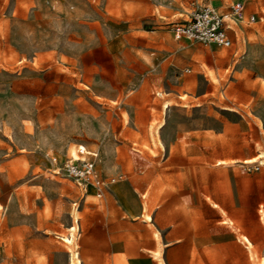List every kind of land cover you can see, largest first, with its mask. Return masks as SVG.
<instances>
[{"label":"rangeland","instance_id":"374dc122","mask_svg":"<svg viewBox=\"0 0 264 264\" xmlns=\"http://www.w3.org/2000/svg\"><path fill=\"white\" fill-rule=\"evenodd\" d=\"M193 1L0 0V264H168L186 222L225 264H264V0L228 48L174 38ZM79 144L102 196L49 171Z\"/></svg>","mask_w":264,"mask_h":264},{"label":"built area","instance_id":"2783aa9c","mask_svg":"<svg viewBox=\"0 0 264 264\" xmlns=\"http://www.w3.org/2000/svg\"><path fill=\"white\" fill-rule=\"evenodd\" d=\"M256 15L245 14V4L242 1L233 3L226 12L220 11L210 2L198 4L187 12L184 21L176 23L171 31L176 40L196 41L204 44L214 43L223 47H231L233 38L230 30L235 22L253 23ZM52 167L49 171L73 179L83 190L89 185L96 188V195L102 196L114 178L105 180L97 168V153L79 144L76 156L71 155L64 161H59L56 155H51ZM262 164L248 163L242 167V173L254 174L261 170Z\"/></svg>","mask_w":264,"mask_h":264},{"label":"crops","instance_id":"0c3cea01","mask_svg":"<svg viewBox=\"0 0 264 264\" xmlns=\"http://www.w3.org/2000/svg\"><path fill=\"white\" fill-rule=\"evenodd\" d=\"M237 1H242V0H235L233 3ZM243 2V1H242ZM194 5L200 4L198 0L193 1ZM213 4L212 2H210ZM232 3V4H233ZM244 3V2H243ZM230 4V6L232 5ZM245 4V3H244ZM216 6L220 11L226 12L229 7L227 8H220L219 6L213 4ZM194 7V6H193ZM246 7V6H245ZM192 9V8H191ZM255 13H250L249 15H252ZM256 15V14H255ZM231 37L233 38L231 32H230ZM234 40V39H233ZM258 173V172H257ZM254 175V174H249V173H242L241 176L245 175ZM221 222V221H220ZM190 229V225L188 222L183 223V224H177L173 225L170 233L174 234V240L172 241H166L164 242L165 245L168 247V255L166 256V260H164L168 264H225L227 262V256L226 254L217 246H215L213 249L210 248V243L205 242L203 240L201 241H196L193 238L190 237L192 235V230ZM247 239V237H245ZM242 244L248 248V244H246L244 241H241ZM199 243V244H198ZM196 245H201V249L197 250L195 252L194 247ZM114 246V245H113ZM120 249H117L118 252V258H125L129 260L130 255L128 254L127 250L123 249L122 247H118ZM133 248L136 249L135 252H138V259L144 261L146 259V247H142L140 244L134 245ZM101 250V249H100ZM151 250V249H150ZM108 251L104 254V252L98 251V253H95L92 255V260L91 262H96L99 264H109L111 261L114 262L116 255L111 256V258L108 255ZM115 252L114 247H112V253ZM141 252L144 254L141 255ZM150 256H152L150 254ZM141 257L143 259H141ZM234 261V260H231Z\"/></svg>","mask_w":264,"mask_h":264}]
</instances>
